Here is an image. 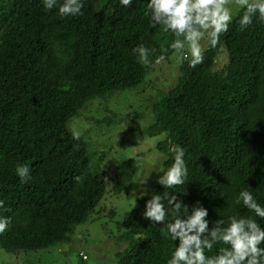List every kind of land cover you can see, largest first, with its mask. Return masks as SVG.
I'll list each match as a JSON object with an SVG mask.
<instances>
[{"label": "trees", "instance_id": "1", "mask_svg": "<svg viewBox=\"0 0 264 264\" xmlns=\"http://www.w3.org/2000/svg\"><path fill=\"white\" fill-rule=\"evenodd\" d=\"M81 2L83 15L61 16L64 0L51 11L43 0H0V219L11 220L0 249L15 255L69 244L74 226L90 217L113 220L114 209L98 205L109 190L123 192L136 162L114 165L108 190L104 170L92 165L91 145L74 139L67 123L87 100L142 83L147 65L133 51L139 45L156 50L151 62L174 52L175 35L152 26L149 0H133L131 7L121 0ZM243 12L236 11L216 48L206 43L202 64L192 68L181 58L175 84L152 104L153 122L142 131L163 134L156 149L164 159L149 188L114 221V264L171 259L179 240L143 217L152 195L165 191L177 195L188 214L206 208L210 228L232 215L264 228V218L235 204L246 189L264 207V22L257 17L241 29ZM220 47L227 62L218 68ZM172 145L185 150L188 177L165 189L157 181L174 162ZM18 165L29 167L27 183L16 174Z\"/></svg>", "mask_w": 264, "mask_h": 264}, {"label": "clouds", "instance_id": "2", "mask_svg": "<svg viewBox=\"0 0 264 264\" xmlns=\"http://www.w3.org/2000/svg\"><path fill=\"white\" fill-rule=\"evenodd\" d=\"M232 2L233 0H149L148 9L152 26H162L165 32L173 33L176 39L170 44V48L175 54L189 60L190 66L195 68L205 60L206 48L202 44L205 37L208 46L216 48L220 37L229 31L233 19ZM132 3L133 0H121L123 6L131 7ZM234 3L244 9L239 21L241 29H246L257 17L264 22V0H234ZM43 4L46 10L51 11L57 7V0H43ZM83 7L81 0H64L59 5V14L83 15ZM133 51L138 54L142 63L148 65L149 55L156 50H150L141 44ZM161 51L166 53L168 49L162 48ZM165 59V55H160L156 63ZM72 136L76 140L80 138L75 131ZM170 151L174 155V162L157 181L165 189L184 185L188 177L185 150L180 145H172ZM16 174L25 183L31 179L30 169L26 165H18ZM164 201H167V206ZM241 202L257 217L264 218V207H261L250 191H240L235 204L239 205ZM2 207L3 201H0V208ZM188 212V207L179 201L178 196L170 195L167 191L163 195H152L146 203L143 217L153 224H163L172 240H179V246L175 248L167 264H264V228L257 220L232 215L227 221L216 220L210 228L206 208L198 206L191 214ZM169 213L173 217L171 221L166 219ZM184 216L187 218H183ZM10 223V218L0 219V235L6 233ZM217 245L225 247H220L218 254L214 256L207 255Z\"/></svg>", "mask_w": 264, "mask_h": 264}, {"label": "rangeland", "instance_id": "3", "mask_svg": "<svg viewBox=\"0 0 264 264\" xmlns=\"http://www.w3.org/2000/svg\"><path fill=\"white\" fill-rule=\"evenodd\" d=\"M238 9L233 0V16ZM206 43L207 37L202 41V44ZM181 58L173 52L159 64L156 60L150 61L142 83L114 91L105 98L97 96L87 100L67 123L72 133L78 132L91 145L92 165L104 170L108 190L112 180L111 168L128 158L136 162V172L123 192L109 190L98 205L114 209L113 220L106 216L90 217L75 225L73 240L69 244L17 255L0 249V264H78V254L87 256L81 255L84 264L115 263L114 253L118 246L114 241V221L133 206L144 189L149 188L164 159L156 149L163 134L148 135L142 129L153 122L152 104L175 84ZM215 62L218 68L227 62L223 47H220Z\"/></svg>", "mask_w": 264, "mask_h": 264}, {"label": "built area", "instance_id": "4", "mask_svg": "<svg viewBox=\"0 0 264 264\" xmlns=\"http://www.w3.org/2000/svg\"><path fill=\"white\" fill-rule=\"evenodd\" d=\"M82 255V254H81ZM84 258H86L87 256L85 254L82 255Z\"/></svg>", "mask_w": 264, "mask_h": 264}]
</instances>
